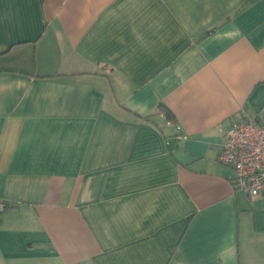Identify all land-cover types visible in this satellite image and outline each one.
I'll return each mask as SVG.
<instances>
[{"label":"crops","instance_id":"crops-1","mask_svg":"<svg viewBox=\"0 0 264 264\" xmlns=\"http://www.w3.org/2000/svg\"><path fill=\"white\" fill-rule=\"evenodd\" d=\"M241 110L264 0H0V264H264Z\"/></svg>","mask_w":264,"mask_h":264},{"label":"built area","instance_id":"built-area-1","mask_svg":"<svg viewBox=\"0 0 264 264\" xmlns=\"http://www.w3.org/2000/svg\"><path fill=\"white\" fill-rule=\"evenodd\" d=\"M217 161L234 172L236 190L264 199V115L252 116L241 110L223 134ZM7 207L0 199V214Z\"/></svg>","mask_w":264,"mask_h":264},{"label":"trees","instance_id":"trees-1","mask_svg":"<svg viewBox=\"0 0 264 264\" xmlns=\"http://www.w3.org/2000/svg\"><path fill=\"white\" fill-rule=\"evenodd\" d=\"M163 112H165L167 114V117L170 118V114H169V111L167 110V108H163Z\"/></svg>","mask_w":264,"mask_h":264}]
</instances>
